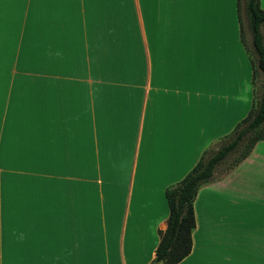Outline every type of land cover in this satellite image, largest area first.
<instances>
[{
	"label": "crops",
	"instance_id": "crops-1",
	"mask_svg": "<svg viewBox=\"0 0 264 264\" xmlns=\"http://www.w3.org/2000/svg\"><path fill=\"white\" fill-rule=\"evenodd\" d=\"M248 55L235 0H0V264H160L164 190L248 113ZM218 164L174 264H264V140Z\"/></svg>",
	"mask_w": 264,
	"mask_h": 264
},
{
	"label": "trees",
	"instance_id": "trees-1",
	"mask_svg": "<svg viewBox=\"0 0 264 264\" xmlns=\"http://www.w3.org/2000/svg\"><path fill=\"white\" fill-rule=\"evenodd\" d=\"M235 4L240 38L244 43V24L253 53L246 48L251 63V106L248 113L232 128L227 140L210 151H203L179 180L165 188L166 226L159 234L154 257L160 264H174L189 251L190 232L194 225L192 202L198 187L212 179L215 165L244 142V149L228 167L233 166L248 154L256 140H264V42L260 32V26H264V8L259 5V0H235ZM257 71L263 77L262 90L258 96L254 88Z\"/></svg>",
	"mask_w": 264,
	"mask_h": 264
},
{
	"label": "rangeland",
	"instance_id": "rangeland-1",
	"mask_svg": "<svg viewBox=\"0 0 264 264\" xmlns=\"http://www.w3.org/2000/svg\"><path fill=\"white\" fill-rule=\"evenodd\" d=\"M243 28V40H244V44L246 46V48H248L250 50V53H252L251 50V44H250V40H249V33L247 32V29L245 27V25L243 24L242 26ZM263 34H264V29H263ZM262 86H263V77L261 75V73L259 71L256 72V76L254 79V88H255V94L256 96H258L262 90ZM230 137V134L228 136H225L222 139H219L217 142L214 143V145H212L211 147H209L207 149V151H210L213 149V147H217L218 145H220V143H222L223 141L227 140ZM244 149V142H241V144L239 146H237L236 148H234L233 150H231L218 164V172H220L222 169H225L229 166V164L242 152V150Z\"/></svg>",
	"mask_w": 264,
	"mask_h": 264
}]
</instances>
